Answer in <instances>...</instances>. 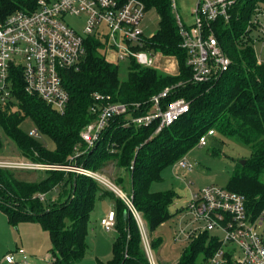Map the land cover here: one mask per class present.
Returning a JSON list of instances; mask_svg holds the SVG:
<instances>
[{
    "label": "trees",
    "instance_id": "trees-1",
    "mask_svg": "<svg viewBox=\"0 0 264 264\" xmlns=\"http://www.w3.org/2000/svg\"><path fill=\"white\" fill-rule=\"evenodd\" d=\"M36 1L0 0V18L16 10H32ZM141 1L146 9L154 7L160 17L156 33L146 38L144 48L178 56L180 73L166 75L129 59L127 76L121 80L117 64L102 51L104 44L88 37L78 68L62 71L69 94L62 113L38 96L27 94L22 79H16L14 100L0 103V153L4 141L8 140L24 158L33 162L75 164L95 171L115 165L123 174H116L113 182L120 189L129 188L127 196L131 197L145 222L151 246L159 248L162 239L152 234L171 216L168 205L175 192L151 191L150 185L161 179L163 168L197 145L199 137L209 129L250 148V157L244 164L236 163L226 188L242 194L253 213L264 206V63L258 62L252 29L248 27L253 5L264 0H237L230 22L213 25L232 63L220 77L200 84L189 80L191 70L185 64L186 53L179 45L180 36L169 0ZM173 85L176 87L167 100L184 98L189 102V109L171 125L153 134L156 123L146 127L124 125L126 119L121 115L109 121L94 147L85 148L79 134L95 118L90 111L95 93L110 95L114 102L129 104L130 113L139 115L150 109L153 95ZM25 117L34 121L38 132L54 140L55 150H48L20 129ZM7 170L11 173L10 180L0 174V209L12 223L37 221L49 233L52 247L48 264H73L83 257L89 216L99 190L112 196L116 232L113 256L100 264H149L139 228L125 202L113 191L108 192L105 190L108 188L95 180L74 172L46 169L44 179L27 182L12 174L33 171ZM57 174L60 176L54 177ZM37 189H46L43 201L34 197L37 193L33 190ZM51 189L59 191L63 197L45 206L46 192ZM219 245L208 232H202L189 239L176 264H195L199 252L208 260Z\"/></svg>",
    "mask_w": 264,
    "mask_h": 264
},
{
    "label": "built area",
    "instance_id": "built-area-1",
    "mask_svg": "<svg viewBox=\"0 0 264 264\" xmlns=\"http://www.w3.org/2000/svg\"><path fill=\"white\" fill-rule=\"evenodd\" d=\"M195 2L194 22L187 25L177 12L176 0H169L180 36L179 45L186 53L185 64L191 70L189 80L199 84L209 83L228 71L232 63L220 45L213 25L230 22L237 0ZM145 10V3L141 0H37L32 10H16L0 18V103L14 100V83L20 77L27 94L38 96L62 113L69 100L62 71L78 68L85 54V40L88 37L100 43L101 38H105L104 46L116 60L134 59L142 66L153 67V55L144 48L146 38L140 27ZM66 15L84 17L82 32H77L65 23ZM248 27H251V33H257V38L264 39V1H257L253 5ZM175 87L167 86L153 95L150 109L139 115L130 113L129 104L114 102L110 95L95 93L94 103L90 106L95 118L79 134L85 148L94 147L109 121L121 115L126 119L124 125L146 127L156 123L153 134L171 125L189 109V102L184 98L167 100ZM215 133L209 129L199 137L198 145L205 146L207 137ZM37 135V129L30 134L33 137ZM178 166L192 169L185 158L179 159ZM39 168L86 175L116 193L127 205L139 228L149 264H156L152 258L145 222L133 206L131 197L100 171L75 164L46 165L30 160L0 159V169ZM35 197L43 201L45 194L39 193ZM186 209V214L191 216L186 226L193 225L187 231V238L214 229L223 232L222 238L211 236L220 245L208 259L209 264H264V206L253 213L242 194L209 185L191 193ZM100 225L106 232L115 230L113 209L101 218ZM180 233L185 234V229L181 228ZM18 253L20 260L14 255H6L5 262L27 264L29 258L25 251L19 249Z\"/></svg>",
    "mask_w": 264,
    "mask_h": 264
},
{
    "label": "rangeland",
    "instance_id": "rangeland-1",
    "mask_svg": "<svg viewBox=\"0 0 264 264\" xmlns=\"http://www.w3.org/2000/svg\"><path fill=\"white\" fill-rule=\"evenodd\" d=\"M195 3V0H176L177 12L181 20L187 25H191L194 22L193 9ZM159 20V14L154 7H149L144 11L140 27L145 38L149 39L156 33L159 27ZM64 21L77 32H82L84 26L83 16L66 15ZM251 34L256 38L253 44L256 56L264 63V39L257 38V33L254 31ZM101 42L105 44V38H101ZM102 51L106 54L107 58L113 60L117 64L119 78L121 80L125 79L130 60H116L114 55L110 53L109 50H106V47ZM148 53L153 55V67L160 72L171 76H176L180 73L181 60L178 56L153 49L149 50ZM20 129L26 135H30L37 127L30 117H25L20 123ZM35 139L50 151L56 148L54 140L47 134L38 132ZM77 148L80 149L81 144L78 143ZM250 152L251 150L247 145L233 138L215 133L207 137L205 146H199L197 144L181 157L185 158L192 166L191 170L182 169L178 166V161L181 158L162 169L161 179L152 182L150 190L156 192L173 190L175 192V197L168 205V211L171 216L160 224L152 234L153 237H160L162 239L159 248L151 246L150 237L148 236L152 258L156 264H176L184 247L188 244L189 238L186 237L187 231L191 229L193 225L186 226L191 219V216L186 214V206L190 201L191 193L209 185L226 188L236 163L242 160L246 162V159L250 157ZM36 155L37 154H35V156ZM0 159L28 160L24 158L15 145L8 140L4 141ZM35 163L39 162L35 161ZM7 171V169H1L0 174L3 175L4 179L10 180L11 173ZM31 171L33 172L18 173L17 171L12 175L27 182L39 181L40 179H44L47 175L45 173L46 168L34 169ZM99 171L110 181H115L116 174H123V170L118 169L113 164H109L105 169ZM58 176H60V174L54 177ZM121 189L125 191L126 194H129V188ZM105 190L108 192L112 191L109 189ZM33 191L39 194L45 193L46 189H37ZM62 197L63 195L60 194L59 191L51 189L46 192V202H44V205L47 206L48 203L50 205V203L58 201ZM111 207L112 196L99 190L95 195L93 209L89 216L84 255L73 264H100L108 262L112 258V243L116 238V232H106L100 225L101 218L108 213ZM66 222L68 221L66 220ZM181 228L185 229V234H179ZM208 234L209 236L217 235L219 238L223 237V232L218 229L209 231ZM51 247L52 244L49 233L43 229L39 222L21 220L17 223H12L8 215L0 209V264H7L4 260L6 255H14L17 260H20V255L18 253L19 249L24 250L28 255L29 260L27 264H48ZM228 247H231V245ZM204 257V253L199 252L196 256L195 264H209V261ZM147 259L149 262L148 255Z\"/></svg>",
    "mask_w": 264,
    "mask_h": 264
},
{
    "label": "water",
    "instance_id": "water-1",
    "mask_svg": "<svg viewBox=\"0 0 264 264\" xmlns=\"http://www.w3.org/2000/svg\"><path fill=\"white\" fill-rule=\"evenodd\" d=\"M240 163H241V164H244V163H245V160L240 161Z\"/></svg>",
    "mask_w": 264,
    "mask_h": 264
},
{
    "label": "crops",
    "instance_id": "crops-1",
    "mask_svg": "<svg viewBox=\"0 0 264 264\" xmlns=\"http://www.w3.org/2000/svg\"><path fill=\"white\" fill-rule=\"evenodd\" d=\"M258 59H259V58H258ZM259 60H260V59H259ZM261 62H262V61H261ZM110 209H113V204H112V207H111ZM110 209H109V210H110ZM49 256H50V255H49ZM7 264H9V263H7Z\"/></svg>",
    "mask_w": 264,
    "mask_h": 264
}]
</instances>
